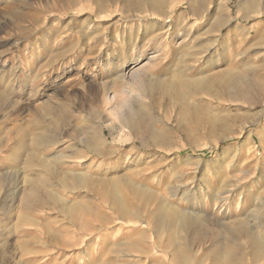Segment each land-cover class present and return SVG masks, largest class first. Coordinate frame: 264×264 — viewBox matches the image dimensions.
I'll return each instance as SVG.
<instances>
[{"label":"rangeland","instance_id":"374dc122","mask_svg":"<svg viewBox=\"0 0 264 264\" xmlns=\"http://www.w3.org/2000/svg\"><path fill=\"white\" fill-rule=\"evenodd\" d=\"M134 1L0 0V264H172L178 235L148 223L165 199L186 214L198 205L209 229L244 222L264 239V0H166L164 12ZM46 164L96 185L51 186ZM234 185L245 202H215ZM47 188L58 204L26 207ZM117 190L145 222L120 223ZM224 236L195 243L193 264H215ZM251 238L227 244L242 254L230 264H264Z\"/></svg>","mask_w":264,"mask_h":264},{"label":"bare ground","instance_id":"6f19581e","mask_svg":"<svg viewBox=\"0 0 264 264\" xmlns=\"http://www.w3.org/2000/svg\"><path fill=\"white\" fill-rule=\"evenodd\" d=\"M136 1L137 2L134 1V3H132V6L135 5L136 8H138V9L141 8L140 7L142 5L141 0H136ZM144 1L145 2H149L148 4H150L154 9H158L160 12H164L163 11V7H164L163 4L165 5L166 0H151V1L144 0ZM139 3H141V4H139ZM245 4L249 8L253 6L252 3H251L252 6L249 3H247V2ZM151 15H154V14H151ZM216 56H219V54L218 55L216 54ZM134 61L136 63L140 62L141 61V55H139L136 59H134ZM1 71H0V73H1ZM138 75L139 74H138L137 71L133 72L132 73L133 80L137 79ZM227 76L225 75V77H227ZM203 85H201V86H203ZM168 86H170L171 89L174 87L173 84L172 85L170 84ZM170 88H169V90H170ZM58 117H60V115H58ZM130 119L131 118H128V117L126 119L129 124H131ZM55 126H56V124H55ZM78 136L79 135H74V137H78ZM62 137H60V136L58 138L57 137L56 138L55 137H47V138H44L42 142L48 146V145H51L52 143H58L59 141H61L60 138H62ZM86 141H87L88 148H90L93 152H96L98 154L107 153V147L105 146L106 144H105L104 140L101 139L100 137L97 138L95 136L93 137V135H89L86 138ZM136 163H137V161H136ZM46 166H47L48 170L51 171L54 174L55 178L56 179L59 178L58 181L60 180L59 183L57 181L53 180L55 182H52L51 186L52 185L55 186L56 184L60 185V182L61 183L63 182V184L66 185V186H68V185L71 186L72 189L77 187V186L96 185L95 181L97 179L87 175L86 172H79L78 171V173H75V174L67 173L66 175L61 177L60 173H58V171L56 170L57 168L54 169L53 167H51V166H49L47 164H46ZM58 169H59V167H58ZM60 171H61V169H60ZM64 172H66V171H64ZM108 179H110V178H108ZM111 181H112V184L117 183L119 181H125L133 189L134 192H136V193H145L147 196L151 195V193H149L150 190L140 186L138 183L130 181L128 178L125 179L123 177H121V178L117 177V179L111 180ZM29 184H30L29 188L31 190H38V187L42 186L40 184H37L34 180H32ZM241 188L242 187H238L237 185H234V187H232L231 189H228L226 192L221 193V197L218 198V197L214 196L215 197L214 200H215V202L216 201H225V200L227 202V200L230 201L233 198H238L239 197V199H241V202L243 203L247 199V195H246V192L244 190H241ZM177 189H181V188L178 187ZM42 191H43V194H41L42 196L40 194H36L34 192L30 193L29 196H26V198H25L26 207L36 206V205L38 207H40L42 205L48 207L51 204H55V203L58 204L59 203L60 196L58 195V193H55L51 188L43 189ZM117 191L113 192V197H111V199L113 200V203H114V205H113L114 210H118L120 212V216H119L120 223L121 224L125 223V221H127L126 217H129V216H132V219H133L132 221H134L133 223L137 224V223L145 222L146 220L143 219L139 215V213L135 212L132 208H129V205L124 201V199L120 195L119 191L118 192ZM171 192H173V191L171 190ZM171 195H172V197L176 196V194H174V193L173 194L171 193ZM222 195H224V196H222ZM213 203H214V201H213ZM236 203H237V201H236ZM61 207L66 211V213H68L70 215L71 218H74L76 216V213L78 212V209H79V206L78 205H74V204H70V205L69 204H63V205L61 204ZM86 209H88V208H86ZM225 210H226V207H225ZM159 211H160V213L156 217L154 216L152 221L151 222L149 221L148 223L150 225H153L154 227H156V229H157L156 231L159 234V236L162 235V231L164 229H169L171 227H172L171 229H174L175 235H178L176 237L177 239H175L174 242H173L175 244L174 245L175 246L174 247V253L171 254L172 260L170 258L172 264H193V259H194V256L192 255L193 254V251H192L193 245L195 243H197L199 240L203 239L204 236L206 237V236H210V235H212V236L213 235H217V236L225 235L224 236L225 240H222V238L215 240V247H216V250H214L216 252V255H215V258H214V263L215 264H230V263L239 261V260L242 259V254L237 249H235L233 246L231 248H229V249L226 248V247H227V244H229V242H234V239L236 238V235H239L240 231H244V232L248 233V235L252 236V238H251L252 239L251 240V247H252L254 253L256 254V256L260 257V255L264 253V239H261L259 237L257 238L255 236L253 230L251 228H249L247 223H244V222L241 223V224L235 223V224H233L231 226H226V227L224 225H220L219 224L216 227L214 226L215 228L212 227V228L209 229L206 220H204L206 217L204 215V218H202V215H201L202 214V212H201L202 209L198 208V205L196 207L190 209V212H188V214H186L184 212L183 206H173V203H171L167 199H165L164 202L160 203ZM260 211H261L262 214H264V207H262L260 209ZM228 213L229 212L226 211L225 213L223 212L222 214L227 216V215H229ZM204 214H206V213L204 212ZM260 218L261 217H259L258 219H260ZM105 226H107V224L106 225L103 224V225H100L99 227H96L97 233H99L100 231H103L105 229ZM262 226H263V224H262ZM262 229L264 230V227H262ZM154 235H155V233H154ZM230 237H232L233 239L230 238ZM227 239H228V243H225V241ZM94 240L96 242L98 240V238H96ZM161 241H162V239L160 240L159 243L162 244ZM84 242H85V239H82V244H84ZM79 252H80V259L85 257V255L89 256L88 248H85V246H82L79 249ZM250 254H252V253H250ZM104 264H113V262L108 260Z\"/></svg>","mask_w":264,"mask_h":264}]
</instances>
